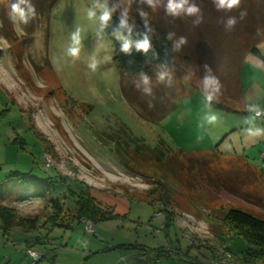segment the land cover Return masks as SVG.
Returning a JSON list of instances; mask_svg holds the SVG:
<instances>
[{
    "label": "rangeland",
    "instance_id": "rangeland-1",
    "mask_svg": "<svg viewBox=\"0 0 264 264\" xmlns=\"http://www.w3.org/2000/svg\"><path fill=\"white\" fill-rule=\"evenodd\" d=\"M22 4L0 0V205L20 217L44 218L51 197L74 207L62 192L75 189L78 179L122 217L88 221L91 231L84 221L69 229L40 225L37 232L14 226L7 235L0 232V264H31L30 248L46 257L55 252V264H130L131 258L120 256L143 252L119 244L148 248V258L163 249L167 256L150 264H213L215 250L232 259L224 245L246 248L243 239L224 236V215L239 207L264 218V204L246 197L264 192V175H258L264 118L252 121L241 95L222 98L229 110L210 104L203 90L172 98V109L161 118L141 114L120 90L113 42L128 40L102 29L105 0H56L47 23L39 12L24 26ZM258 49L259 55L244 58L239 89L254 79L258 86L252 84L253 93L248 89L263 103L264 41ZM117 142L134 157L127 166L117 158ZM13 172L23 178L7 177ZM46 174L52 178L36 179ZM167 211L174 220L163 230ZM46 257L36 263L49 264Z\"/></svg>",
    "mask_w": 264,
    "mask_h": 264
},
{
    "label": "trees",
    "instance_id": "trees-1",
    "mask_svg": "<svg viewBox=\"0 0 264 264\" xmlns=\"http://www.w3.org/2000/svg\"><path fill=\"white\" fill-rule=\"evenodd\" d=\"M24 1L26 0H16L23 3L22 7H18L21 9L20 19L23 26L26 25L24 19L33 21L39 12L45 16L46 23L49 21L50 10L56 0H37L38 4H32L31 7H26ZM105 1L107 6L100 19L102 29L109 35L121 34L128 40L125 45H120L116 40L113 42V60L120 75V90L128 103L135 106L141 114L161 118L172 109V98L185 96L192 90H203L211 96L208 101L210 104L230 110V105L222 98L231 99L236 98L237 94L240 95L239 72L244 58L250 52L260 54L258 44L264 41V0ZM6 19L3 22H11V17L10 21ZM213 96H220V99ZM16 139L13 138V142H18ZM117 143V158L127 166L134 157L124 150L121 143ZM156 159L162 160L163 155L158 154ZM173 160L178 162L175 157ZM261 161L262 165L258 170L260 176L264 175V156ZM21 175L22 173L13 172L7 177L23 178ZM51 175L46 174L45 177L36 179L50 180ZM54 176H58L57 171ZM58 177L63 179V176ZM221 182L236 187L230 179L224 178ZM75 189L67 187L62 192L68 193L74 199L73 208H66L59 197H51L49 211L44 218H39L37 214L27 218L20 217L15 208L0 205L1 234L7 235L14 226L21 227L25 232H37L40 225L44 227L49 224L52 227L69 229L72 222L84 221L92 224L122 217V214L113 212L110 207L102 206L90 194L88 185L82 180L76 179ZM247 194L246 197L255 199L254 203L263 206L264 192L259 195L252 192ZM164 216L163 230L174 220L171 212H165ZM224 223L227 226V234L224 236L241 238L247 246L233 250L223 242L226 247L224 249L233 255L232 259L225 261L222 254L216 255L218 250H215L214 256L218 258L213 262L231 264L233 258L240 259L241 264L264 261V218L243 208L230 207L224 215ZM36 241L44 247V242ZM118 247L140 248L143 251L134 264H150L167 256L161 248L154 252L151 249L154 256L148 258L144 256L148 248L140 245L119 244ZM37 253L40 257L34 259L26 252L32 258V263L45 257L44 252ZM238 255L241 258H237Z\"/></svg>",
    "mask_w": 264,
    "mask_h": 264
},
{
    "label": "crops",
    "instance_id": "crops-1",
    "mask_svg": "<svg viewBox=\"0 0 264 264\" xmlns=\"http://www.w3.org/2000/svg\"><path fill=\"white\" fill-rule=\"evenodd\" d=\"M245 59H246V56H245ZM250 65H252V64H250ZM253 65H255V64H253ZM253 67V66H252ZM252 84L253 85H257L258 86V84H257V82L256 81H254V79H253V82L251 83V84H249V83H247L246 85L244 84V83H242V87H241V90H242V93H240V95L242 96V98H243V105H244V107H245V109L247 108V107H249V108H251L250 110H252L253 111V109L255 108H261V107H264V102L262 103V102H260V100H257V98H255V96L254 95H252L251 94V92H252ZM247 88V89H246ZM251 88V92L249 91V89ZM245 89V90H244ZM241 90H240V92H241ZM255 90H256V88H255ZM253 93V92H252ZM239 95V96H240ZM253 117H255L256 118V116H254V114L252 115V121H253ZM258 118V117H257ZM258 119H260L261 120V122H262V119L263 118H258ZM256 123H252L251 125L252 126H254ZM249 125V124H248ZM251 125H249V126H251ZM257 125V124H256ZM258 126V125H257ZM93 195V194H92ZM95 196V195H94ZM27 243H29V245L31 244L32 245V243L31 242H26V246H28L27 245ZM44 249H45V251H47V249H46V247H45V245H44ZM235 250V249H234ZM48 252V251H47ZM129 253H131V254H128L129 256L128 257H126L125 258V256H120L122 259H124L125 261H128V259L129 258H131V262H130V264H134V263H136L137 262V259L138 258H140L142 255H141V253L139 252V257L137 258V254L135 253V252H129ZM85 255V254H84ZM55 252L54 253H49L48 252V257H46L47 258V261H48V263L49 264H55V261H54V259H55ZM44 257V258H45ZM121 261H123V260H121ZM31 264H38V263H31Z\"/></svg>",
    "mask_w": 264,
    "mask_h": 264
},
{
    "label": "built area",
    "instance_id": "built-area-1",
    "mask_svg": "<svg viewBox=\"0 0 264 264\" xmlns=\"http://www.w3.org/2000/svg\"><path fill=\"white\" fill-rule=\"evenodd\" d=\"M253 114H254V116H256V117H258V118H264V107L253 109ZM263 156H264V153H262V157H263ZM89 225H90V224H87V230H88V226H89ZM89 228H92L91 225H90ZM88 231H91V230H88ZM26 252H27L30 256H32L34 259H38V258L40 257L39 254L37 253V251H34V250H32V249H27ZM219 254H222V252H221V251H217V252H216V255H219ZM225 254H226V252H225ZM226 255H227V256H230V253H227ZM213 264H218V263H217V262H213Z\"/></svg>",
    "mask_w": 264,
    "mask_h": 264
}]
</instances>
